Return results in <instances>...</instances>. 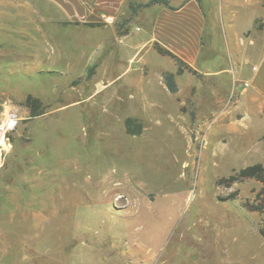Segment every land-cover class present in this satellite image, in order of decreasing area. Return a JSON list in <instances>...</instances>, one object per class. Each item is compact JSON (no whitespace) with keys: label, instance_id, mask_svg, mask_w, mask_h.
Wrapping results in <instances>:
<instances>
[{"label":"rangeland","instance_id":"374dc122","mask_svg":"<svg viewBox=\"0 0 264 264\" xmlns=\"http://www.w3.org/2000/svg\"><path fill=\"white\" fill-rule=\"evenodd\" d=\"M27 2L0 0V264H264V182L220 183L250 161L217 143L206 74L186 70L172 95L163 81L175 61L131 20L117 26L134 31L126 40L89 28L58 36L41 24L49 5ZM200 2L226 111L234 34L257 16L237 40L241 53L264 45V0ZM29 95L44 106L32 120ZM129 118L141 134L127 133Z\"/></svg>","mask_w":264,"mask_h":264},{"label":"crops","instance_id":"0c3cea01","mask_svg":"<svg viewBox=\"0 0 264 264\" xmlns=\"http://www.w3.org/2000/svg\"><path fill=\"white\" fill-rule=\"evenodd\" d=\"M34 1L39 3L42 0ZM43 1L49 6L47 7L48 10L39 9L41 7L36 8L42 12L43 10L46 11L44 16L40 18L41 24L52 27V31L58 36L67 32L69 36H72L73 33L76 34V32L79 33L89 28L108 32L110 34L108 41L126 40L134 31H131L130 34H123L117 29V26L121 25L124 19H128L131 20L132 27H136V32H139L138 34L142 33L140 37L145 36L147 44L153 48V52L155 51L160 55L155 49L156 44H158L180 57L190 67L198 63V77L206 74V77L210 79L212 93L215 95L205 103L206 105L215 106L216 112H218L212 124V128L215 129L214 137L217 143L226 144L228 147L230 144H236L237 149L242 150L243 154L247 155L246 159L250 161L245 168L256 164L264 166V45L261 44L262 39L259 38L258 40L257 38L256 44L253 42V45H248L245 52L241 53L242 45L238 41L241 35L253 28L257 16L240 32L241 34H234L232 47L239 68L232 70L233 88L234 86L236 88L235 97L224 111L223 109L220 110L223 103L221 102L220 106V101L217 99L219 89L216 88H219L220 82L213 81V78L219 77L225 70L216 69L217 53L212 48L213 43H211L208 50L205 49L204 38L207 35L206 12H204L200 1L169 0V7L157 4L149 8H141L136 13L132 12V5L136 7L138 4L148 3L150 0ZM20 3H22V0H20ZM24 3L27 4V0H24ZM50 10H54L55 14L52 15ZM104 16H113L115 23L109 25L103 20L99 21ZM99 22H104L105 27L100 26ZM235 23L233 20L229 21L232 26ZM215 41L217 40L215 39ZM130 50L133 51L130 56V61H132L140 50L137 38ZM235 51H238V56ZM240 59L243 60L242 63H239ZM202 68H209V70L204 72ZM176 72L177 68L172 73ZM177 78H179V75L176 76V82ZM178 84L179 82L177 86ZM165 87L172 94L166 85ZM198 87H203L202 80H198ZM215 90L217 93H215ZM215 97H217L216 100H214ZM201 104L202 99H200Z\"/></svg>","mask_w":264,"mask_h":264},{"label":"trees","instance_id":"16d2710c","mask_svg":"<svg viewBox=\"0 0 264 264\" xmlns=\"http://www.w3.org/2000/svg\"><path fill=\"white\" fill-rule=\"evenodd\" d=\"M157 4H162L164 6L169 7L170 1L169 0H150L146 4H138L136 7L132 5L131 6L132 12L136 13L141 8H149ZM155 49L160 55L168 56L172 60H174L176 63L177 72L176 73L169 72L165 74L164 76V83L172 94H176L178 92V86L176 82L177 75H182L186 70L194 74L195 76L198 75V72L196 70L188 66L180 57L175 55L173 52L163 48L162 46L158 44H156ZM26 105L30 108V120L38 118L44 114V106L38 98H35L29 95L26 100ZM126 130L129 135L136 136V135L141 134V125L137 124V121L135 119L129 118L126 121ZM252 178L260 182H264V166L260 164L249 166L247 168L240 170V172L230 176L228 179L226 180L223 179L222 181H220V183L224 182L225 186L231 187L232 184L236 182L242 181L244 179H252ZM255 210L262 211V209L260 208H256ZM261 234L264 237L263 230H261Z\"/></svg>","mask_w":264,"mask_h":264},{"label":"built area","instance_id":"2783aa9c","mask_svg":"<svg viewBox=\"0 0 264 264\" xmlns=\"http://www.w3.org/2000/svg\"><path fill=\"white\" fill-rule=\"evenodd\" d=\"M103 21L106 23V24H109V25H112L115 23V18L113 16H104L103 17Z\"/></svg>","mask_w":264,"mask_h":264},{"label":"water","instance_id":"95a60500","mask_svg":"<svg viewBox=\"0 0 264 264\" xmlns=\"http://www.w3.org/2000/svg\"><path fill=\"white\" fill-rule=\"evenodd\" d=\"M27 141H29V139H26Z\"/></svg>","mask_w":264,"mask_h":264}]
</instances>
